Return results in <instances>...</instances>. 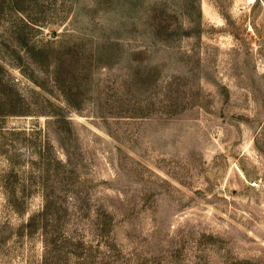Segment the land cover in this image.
Instances as JSON below:
<instances>
[{"label": "rangeland", "instance_id": "rangeland-1", "mask_svg": "<svg viewBox=\"0 0 264 264\" xmlns=\"http://www.w3.org/2000/svg\"><path fill=\"white\" fill-rule=\"evenodd\" d=\"M0 264H264V0H0Z\"/></svg>", "mask_w": 264, "mask_h": 264}]
</instances>
